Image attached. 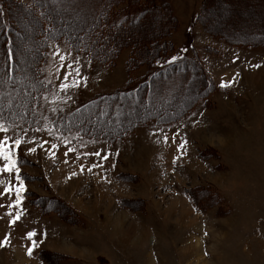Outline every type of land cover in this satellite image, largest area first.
Returning a JSON list of instances; mask_svg holds the SVG:
<instances>
[{
  "label": "rangeland",
  "instance_id": "obj_1",
  "mask_svg": "<svg viewBox=\"0 0 264 264\" xmlns=\"http://www.w3.org/2000/svg\"><path fill=\"white\" fill-rule=\"evenodd\" d=\"M156 2L171 8L176 26L170 40L198 56L211 92L183 119L138 127L113 143L62 133L51 120L126 86L128 45L150 40L169 18L134 1L131 13L114 22L118 41L130 40L111 67L63 42L50 44L41 125L0 123L7 129L0 130V140L15 165L4 171L8 161L0 156V264H264V48L213 39L197 19L202 0ZM102 5L70 0L58 7L69 10L59 21L84 29ZM206 7L211 27L237 38H264L261 0H208ZM25 53L30 64L33 51ZM76 69L85 79L61 90L63 74ZM143 72L141 66L134 74ZM187 79L172 74L150 88L145 102L144 95L137 104L113 102L86 118L119 129L149 114L168 116L193 96ZM1 83L0 108L19 112L23 88L15 78Z\"/></svg>",
  "mask_w": 264,
  "mask_h": 264
},
{
  "label": "trees",
  "instance_id": "obj_2",
  "mask_svg": "<svg viewBox=\"0 0 264 264\" xmlns=\"http://www.w3.org/2000/svg\"><path fill=\"white\" fill-rule=\"evenodd\" d=\"M69 1L0 0V80L9 81L15 78L18 80L16 84L23 88L16 102L19 112L12 113V108L9 106L0 108V120L4 126L16 123L29 128L38 126L40 98L50 86L44 79V65L50 44L63 42L72 49L85 53L92 62L105 67L113 66L120 50L125 44H129L130 40L118 41L120 28L115 24L124 18L127 12L131 13L134 1L139 6H148L147 8L169 18L168 24L165 28L160 27L150 40L139 42L140 44L131 42L132 45L131 43L128 45L131 48V54L125 62V70L128 74L126 86L112 93L95 95L88 103L76 106L69 114L58 115L52 119L53 126L62 133L75 132L82 137L116 142L138 127L169 124L181 120L186 117L195 103L208 97L213 88V82L203 69L198 56L186 55L185 52L176 49L170 40L176 26V19L168 4L159 5L156 0H103L102 7L96 8L98 13L92 16L93 21L87 22L88 25L85 23L84 29L81 27L82 30L71 29L70 24L59 21L64 18L65 11L69 10L58 7ZM261 1L264 7V0ZM207 2L208 0H202L197 19L203 30L213 39L247 49L264 48V38L251 40L237 38L232 32L211 27L204 18V9H208ZM261 11L264 12V8L259 12L262 13ZM31 22L35 27L29 25L26 27V24ZM127 26L128 22L122 21L120 27ZM261 33L264 35V30ZM25 40H31V44H24ZM30 49L33 53L28 64L24 53ZM141 66L144 72L136 76L134 72ZM172 74H177L178 77L185 75L188 78L186 89L193 93L190 100H186V104L177 112L168 116L149 114L134 119L119 129H108L105 124L103 127L97 124L91 125L90 119L86 118L90 111L94 110L93 113H96L103 108L111 109L113 102H116V105L123 102L137 104V96L142 95H144L142 102H145L146 97L151 95L150 88H154L156 82ZM3 87L1 83L0 89ZM13 98L12 100H15L17 97L13 96ZM117 98H120L118 103Z\"/></svg>",
  "mask_w": 264,
  "mask_h": 264
},
{
  "label": "snow or ice",
  "instance_id": "obj_3",
  "mask_svg": "<svg viewBox=\"0 0 264 264\" xmlns=\"http://www.w3.org/2000/svg\"><path fill=\"white\" fill-rule=\"evenodd\" d=\"M68 55H71V54H68ZM59 59H60L62 64H64L66 62L65 56H63V55H61L59 57ZM173 59H175V57H173ZM74 63H79V61L74 60ZM67 67L69 69H71L73 67V65H67ZM63 75H64V80L59 85L60 89L63 91H68L70 88L78 86L81 83V81L85 79L84 77H82L80 75L79 69H76L75 71L65 72ZM73 76L75 77V79L72 80V83L71 84L67 83L69 78H71ZM221 87H224L223 82L221 83ZM0 130L7 131V129H0ZM13 143L19 145L21 143V141L19 139H16L15 141H13ZM53 147H56V146L53 145ZM29 151H34V149L30 148ZM95 154L100 155V153H95ZM0 156H3L4 159L8 161V163H6L4 165V171H10L15 165L11 159L10 153L7 152L5 149V141L4 140H0ZM81 167H83V166H81ZM21 189H22V186H21V188H17V202H19V192L21 191ZM8 191H9V188L4 189L5 193H7ZM27 235L29 237H31L34 235V233L28 232ZM28 253L31 254V248L28 249Z\"/></svg>",
  "mask_w": 264,
  "mask_h": 264
}]
</instances>
